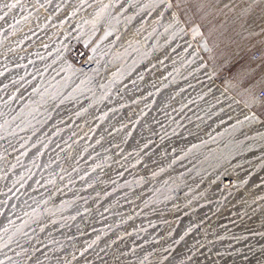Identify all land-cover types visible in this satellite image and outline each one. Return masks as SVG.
<instances>
[{
	"label": "rangeland",
	"instance_id": "374dc122",
	"mask_svg": "<svg viewBox=\"0 0 264 264\" xmlns=\"http://www.w3.org/2000/svg\"><path fill=\"white\" fill-rule=\"evenodd\" d=\"M162 1L0 0V264L76 263L73 244L66 247L74 253L71 259L52 263L46 255L48 227L74 215L69 211L73 197L57 194L66 181L49 177L52 183L41 191L43 199L29 196L46 159L44 147L34 150L33 138L59 130L74 141L60 157L67 174L74 161L88 156L84 145L92 141L115 145L101 154L107 157L94 161L96 166L130 164L124 181L133 193L129 218L134 225L128 230L173 236L146 249L145 257L153 251L158 253L152 256L190 255L193 242H182L196 232L200 242L213 244L200 252L210 264L240 259L242 264H264V0H167V7ZM169 10L196 57L185 46L170 53L177 45L178 23L169 18ZM161 50L165 56L155 57ZM201 74L243 109L220 97L216 113L230 118L227 125L169 146L164 134L187 127L183 118L209 111L208 96L186 88ZM188 103L189 112L182 111ZM163 105L172 113L161 121ZM254 119L260 122L256 125ZM21 135L27 137L17 140ZM252 209L258 215L259 240L237 229L219 232L226 222L211 217L220 212L247 216ZM140 215L145 219L138 223ZM180 242L185 247L178 250Z\"/></svg>",
	"mask_w": 264,
	"mask_h": 264
},
{
	"label": "bare ground",
	"instance_id": "6f19581e",
	"mask_svg": "<svg viewBox=\"0 0 264 264\" xmlns=\"http://www.w3.org/2000/svg\"><path fill=\"white\" fill-rule=\"evenodd\" d=\"M162 2H163L162 6L167 7V5H166L167 0H163ZM2 11L3 10H1V12ZM61 13H63V11ZM168 16L170 19H172V20L174 19L175 22L178 23L177 17L173 11L169 10ZM10 30H12V29H10ZM181 46H185L187 49L190 50L189 52L192 54V57H196V55L194 54V48H191L193 46H191V44H189V42L186 40L185 33H184L182 27L180 26V24L178 23L177 24V45H176V47L169 50L170 53L175 52ZM23 48H25V47H23ZM165 54H166V50H161V51L157 52L155 57H163V56H165ZM2 59H4V58H2ZM17 66H18V64H17ZM5 68H7V67H5ZM205 75L206 74H201V75H198L196 77H193L191 80H189V82H191V83L189 85H186L187 86L186 88H188V89L192 88V90L197 89L198 91H200V94L202 96H204V97L208 96V98L211 100L210 103H212L210 105L208 113L203 114V115L198 116L197 118H193V119H191L192 116L187 117V118H183V120L185 122L183 125H185L187 127L182 128L180 126L171 135L164 134L163 135L164 136L163 141L165 143H168L169 146L177 144V143L178 144H180V143H186L187 144L188 142L190 143L193 141V139L195 140V139H198L199 137L204 136V135H200V134H202V133L206 134V133H204L205 129L207 132V131L213 130L217 127L222 128L223 126L227 125L230 118L225 117V115H226L225 113H221V112L216 113L217 111H220V110H217V107L220 105V104L218 105V103L216 102V100L218 98L222 97L224 99V103H228L229 106H231L235 109H239V111L243 109L240 104H238L235 100L231 99L225 92L220 90L219 87L212 84L210 79L208 77H205ZM132 78H134V77H132ZM132 78H130V79L133 80ZM129 84L132 85L133 89L136 87V85L133 81L130 82ZM182 85H184V83H181V86ZM137 88H138V86H137ZM24 90L25 89H23L21 92H23ZM136 91H137V89H136ZM23 93H25V92H23ZM107 102H109V101H107ZM168 105H163L162 106L163 109H161V111H158L159 113L161 112L160 113L161 115L158 116V117H160L161 121L164 120V117L166 115L171 118L170 113H172V110L168 111L170 108V107H167ZM189 105L191 106V103L190 104L188 103V105L184 106V108H182V111L187 110L189 112V110H188ZM194 106H195V104H194ZM103 108H102V111H103ZM176 111L180 112L177 107H176ZM153 112L155 113V111H153ZM181 113H183V112H181ZM176 114L177 113H175V115ZM243 114H246L247 116L250 115L248 111H243ZM181 116L182 115L180 114V117ZM177 118H179V116ZM59 119H62V118H59ZM166 120H167V118H166ZM253 122H254V124L257 125L260 121H258L257 119H254ZM59 123H61V122H59ZM62 123H64V122L62 121ZM191 123H193L195 125L194 128L190 127ZM165 132H166V130H165ZM163 133H164V131H163ZM29 134H31V133H29ZM39 134H41V133H39ZM39 134L33 138V141L37 142L34 150H37L41 147H44L46 159H45V162L42 163V168H39L41 170H40L39 179L37 178L38 183L35 184L36 187L33 188L32 192L29 194V196L32 195V199H35V200L42 198L44 196L45 192H41V191H43L46 187H48L52 183V182H50L51 180L49 179V177L50 178L52 177L51 178L52 181H53V178L54 179L55 178L60 179L61 181L64 179V181H66V182H63V185H64L63 188L61 190L58 189L59 190V193H57L58 196L67 195V196L73 197V198H71V201H72L71 206L72 207L70 208L69 211L73 212L74 215H72L70 217L69 216L64 217L62 220L56 221L58 223H55L54 225H51L50 227H48L49 231H48V235H47V239H46V241H47L46 247H49L50 249L46 253V255L48 254L47 255V259H48L47 261L52 262V263H61L67 259H71V258H69V255H73L74 253L70 252V254H69L68 248H66V247H69V245L73 244V247L74 248L76 247L75 248L76 249L75 251H77L76 253H78L77 255L74 256V258H75L74 261L76 262L75 264H203V263L204 264H210L211 261L209 259H207L208 257L207 258L205 256L203 257V254H200V252L205 247L211 248L213 246V244L209 243L210 241H208L207 243L200 242V239H198L199 236L196 235V232H195V235L189 234L185 237L186 239H183L184 241L182 240L183 242L181 241L182 243H185L187 241L193 242L192 247L194 249L189 250V252L191 251V254L190 255L189 254L184 255L185 258H183L184 256H179L176 258V255H173L170 257L162 256L163 254L162 255L157 254L155 256H152L153 254L158 253V252H154L153 250H152L153 253L150 252L149 255L147 257H145L146 253L144 251L146 249H150V248L152 249V247H154L158 244L167 243L170 240V238H172L173 236L172 237H170V235L164 236V235H162L161 232H157L156 234L150 236V234L144 233L142 229H140V230L138 229L139 231L128 230L130 228V226L134 225L132 219L129 218L130 217V214H129L130 205H131L130 204V202H131L130 197L133 196V193H131V190H129V188L131 186L127 183V181H124L125 179L127 180V178L130 176V172H131L130 170H132L131 167H129L130 164L125 163L124 161L123 162L122 161L121 162L115 161V162L111 163L109 166L105 163L106 167L104 166V168L102 169V165H100L101 168H99L100 166H96L97 163H99V162H94L95 160H97L99 158L107 157V156L101 155V154L107 153L108 151H113V149L115 148L114 144L111 143V145H110L108 143L107 145L103 146V144L106 141L105 142L102 141L103 144L98 143V141H92V142L89 141L90 144H88V142L86 141L87 143H85V145L84 144L83 145H84V147L86 146V149L88 150L87 151L88 156L87 157L82 156L81 158L74 161L72 163L73 164L72 167H74V169L71 172H69V174H67L66 173L67 170H65V166H64L65 161L64 160L61 161L60 157L64 156V154L67 153V149L73 144L74 141L71 140V138H68V136L64 130H59V132H57L56 134L51 133V135L49 134L47 137H43ZM23 137L26 138L27 135L18 136L17 140H21ZM97 137H99V136H97ZM157 137H158V135H157ZM157 137H155V138H157ZM35 142H34V144H35ZM108 145H110V146L107 148ZM18 146H20V145H18ZM31 146H32V144H31ZM26 147H28V146H26ZM172 147L174 148V146H172ZM170 148H169V150H172ZM116 149H118V148H116ZM253 149H255V148H253ZM258 150H257V152H258ZM169 153H170V151H169ZM251 153H253V152H251ZM20 154H21V152H20ZM108 156H109V154H108ZM175 156L177 158V155H175ZM117 158H118V156H117ZM65 159H66V161L68 160L66 157H65ZM98 161H100V160H98ZM103 161H105V160H103ZM15 162H17V160ZM89 162H94V163L92 165H88ZM126 162H127V160H126ZM69 163H70V161H69ZM163 163H165V162H163ZM29 164H31V163H29ZM19 165L23 166L24 163L22 164V162H21V164H19ZM67 166H70V165H67ZM158 166H159V164H158ZM156 167H157V165H156ZM67 169H69V168H67ZM85 170H90L89 174L86 177H84L85 175L82 174ZM246 170H247L246 168L242 169V167H241L240 171H246ZM133 172H134V170H133ZM41 173H43V174H41ZM259 184H261V183H259ZM10 193H13V192H10ZM53 194H56V193H53ZM7 197H8V195H7ZM9 198H10V195H9ZM14 214L15 213H13L12 215H14ZM223 214L224 213L220 212L217 216H216V214H215V216H211V217H213L214 222L215 221H223V222L225 221L226 222V223H223L222 225H220L219 232L221 230L224 231V229H226L229 232L234 230V229H237L238 231H240L238 233H245L244 237H248V238L252 237L254 239L260 238L259 235L256 233V230L258 228H260L259 222L255 223V221H257V219H258L257 218L258 215L256 214V211H254V210L250 211L247 216H246V214H245V216H242V212H241V215H239V214L234 215L233 214V215L227 216L226 214L225 215H223ZM19 216H20V214H19ZM13 218H15V217H13ZM230 218H231V220H232V218L234 220L231 221ZM64 219H66V220L64 221ZM144 219H145V216L140 215V216H137L136 221H138V223H141ZM156 222H157V220H156ZM119 224H121V225H119ZM138 226H139V224H138ZM160 226H161V224L159 225V227ZM118 227H120V229H118ZM107 228H110V229L105 230ZM199 231H201V230H199ZM145 232H146V230H145ZM228 234L230 235L231 233H228ZM69 236H72V238H70ZM217 236H218V234H217ZM61 237H63V238L69 237L67 239H63L64 241H66V242L69 241V242L67 244H65L64 246H63V244L61 246H55V245L53 246V244H56L59 241H63V240H60ZM200 238H202V237H200ZM38 239H39V237H38ZM204 239H205V237H204ZM228 239H235V238L229 237ZM237 239L239 240V238H237ZM205 241H206V239H205ZM181 242H180V245L178 244L180 246V247H178V250L184 249V247H185L182 245ZM241 242L242 241H237L236 243L238 244ZM242 243H244V242H242ZM189 246L190 245H188V247ZM240 247H243V246H240ZM189 248H191V247H189ZM113 253H115V254H113ZM39 256H40V254H39ZM213 257H215V255ZM236 263L242 264L243 262H241V259H240V261H236ZM42 264H48V263L45 262Z\"/></svg>",
	"mask_w": 264,
	"mask_h": 264
}]
</instances>
